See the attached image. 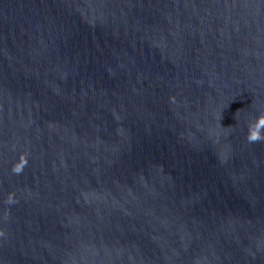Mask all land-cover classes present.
<instances>
[{"label": "water", "instance_id": "1", "mask_svg": "<svg viewBox=\"0 0 264 264\" xmlns=\"http://www.w3.org/2000/svg\"><path fill=\"white\" fill-rule=\"evenodd\" d=\"M0 264H264V0H0Z\"/></svg>", "mask_w": 264, "mask_h": 264}]
</instances>
